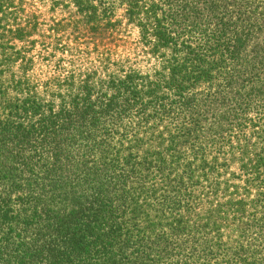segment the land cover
<instances>
[{"label":"trees","instance_id":"obj_1","mask_svg":"<svg viewBox=\"0 0 264 264\" xmlns=\"http://www.w3.org/2000/svg\"><path fill=\"white\" fill-rule=\"evenodd\" d=\"M64 1L157 61L38 80L0 0V264H264V0Z\"/></svg>","mask_w":264,"mask_h":264},{"label":"rangeland","instance_id":"obj_2","mask_svg":"<svg viewBox=\"0 0 264 264\" xmlns=\"http://www.w3.org/2000/svg\"><path fill=\"white\" fill-rule=\"evenodd\" d=\"M9 2L19 10L21 16H30L31 21H36L38 30L36 29L27 38L28 43L17 42V48L29 50L25 53L33 59L31 72L38 80L55 78L58 81L75 69L74 63L76 68L77 66L82 68L83 65V67H94L98 65L97 58L100 56L104 57L103 64L109 58V61L122 62L126 68L133 65L134 68L143 71L149 70L156 64L157 60L150 54V49L139 43L138 28L126 24L125 20L120 23L121 31L118 32V36L111 39L105 35L96 47L89 35L81 34L76 41L72 39L75 30L73 7L67 1L9 0ZM75 43V49H71ZM107 54H110V57ZM140 149V152L145 150L142 146ZM231 172H235V175L229 176ZM236 174L238 171L233 165L224 172L222 178L231 179L233 183L242 185L241 181L235 179Z\"/></svg>","mask_w":264,"mask_h":264}]
</instances>
